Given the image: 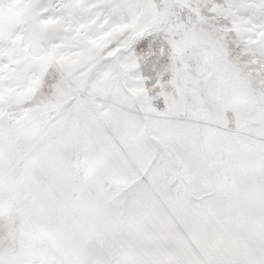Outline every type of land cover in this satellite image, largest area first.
I'll use <instances>...</instances> for the list:
<instances>
[{
    "label": "snow or ice",
    "instance_id": "1",
    "mask_svg": "<svg viewBox=\"0 0 264 264\" xmlns=\"http://www.w3.org/2000/svg\"><path fill=\"white\" fill-rule=\"evenodd\" d=\"M0 264H264V0H0Z\"/></svg>",
    "mask_w": 264,
    "mask_h": 264
}]
</instances>
